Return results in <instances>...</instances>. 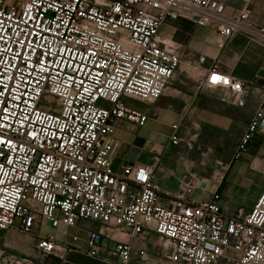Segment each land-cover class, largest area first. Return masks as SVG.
Wrapping results in <instances>:
<instances>
[{
	"label": "built area",
	"instance_id": "obj_1",
	"mask_svg": "<svg viewBox=\"0 0 264 264\" xmlns=\"http://www.w3.org/2000/svg\"><path fill=\"white\" fill-rule=\"evenodd\" d=\"M178 18L224 39L240 33L264 42V27L247 9L230 16L218 0H0V231L91 221L97 227L88 230L84 252L118 264H264V189L250 209L232 214L223 211L219 190L230 163L264 134V84L207 198L190 199L200 183L191 170L169 191L153 179L156 162L113 167L117 122L142 126L147 119L122 97L158 99L178 68V47L161 33ZM200 88L227 90L239 104L247 92L245 82L215 67ZM146 230L162 238L161 257L114 238ZM35 246L44 257L54 254L55 235L39 236Z\"/></svg>",
	"mask_w": 264,
	"mask_h": 264
},
{
	"label": "crops",
	"instance_id": "obj_2",
	"mask_svg": "<svg viewBox=\"0 0 264 264\" xmlns=\"http://www.w3.org/2000/svg\"><path fill=\"white\" fill-rule=\"evenodd\" d=\"M218 1L224 3L227 15H236L247 9L250 20L264 27V0ZM161 33L167 42L178 47V68L158 99L145 101L130 95L122 97L127 107L145 114L147 119L142 126L125 120L117 122L113 133L116 146L112 164L115 169H119L128 164L156 162L153 179L162 190L169 191H175L179 179L191 170L198 176L200 183L189 195L190 199L207 198L218 188L215 173H208L206 168L198 164L197 159L181 155L177 147L180 142L172 144L170 141L172 125H177L180 141H187V145H190V141L205 138L212 141L209 146L230 148V154L224 160L230 163L239 137L260 104L264 84V42L240 33L224 39L215 29L198 26L185 18L166 20L161 26ZM212 67L246 83L247 92L242 98V104L235 102L237 95L222 88L208 91L200 88L201 79ZM101 105L110 106L107 101H101ZM231 173L236 175L234 182L231 181ZM256 180H260L258 187L245 205L229 197L233 186L238 192ZM200 185L204 188H200ZM263 189L264 134H260L250 142L242 158L230 163L226 178L219 186L223 211L232 214L238 208L250 209ZM161 195L162 203L168 205L170 200L164 198L163 193ZM96 227L97 223L91 221H79L77 226L71 227H54L44 221L30 233L20 231L18 227L2 230L0 264H9L8 261L20 264L23 259L32 260L33 264H118L84 252L87 232ZM51 233L55 235L57 251L44 257L35 246L36 240L39 236ZM73 236L78 239L73 241ZM114 238L131 243L135 250L153 249L154 242H162V238L151 230L139 235L117 232ZM104 242L109 246L114 244L112 240L106 239Z\"/></svg>",
	"mask_w": 264,
	"mask_h": 264
},
{
	"label": "rangeland",
	"instance_id": "obj_3",
	"mask_svg": "<svg viewBox=\"0 0 264 264\" xmlns=\"http://www.w3.org/2000/svg\"><path fill=\"white\" fill-rule=\"evenodd\" d=\"M187 141L183 140L177 145L179 148L181 155L185 158L197 159L198 164L203 168H206L208 173L216 174L222 169V164H227L224 160L227 159V156L230 154V148L228 147H216V146H209L208 144L211 143V140H206L202 138L196 141H190V145H187ZM229 163V162H228ZM192 166V164H189ZM231 181H235L236 175L231 173ZM226 174L223 180H225ZM260 180L254 181L250 185H246L243 189L235 191L234 186L230 188L229 197L232 200L238 201V203H242L245 205L248 203L251 195L256 191ZM200 188L202 185L199 186ZM154 248L149 249L146 248L148 252H150L155 257H161L163 253L161 243L154 242Z\"/></svg>",
	"mask_w": 264,
	"mask_h": 264
}]
</instances>
